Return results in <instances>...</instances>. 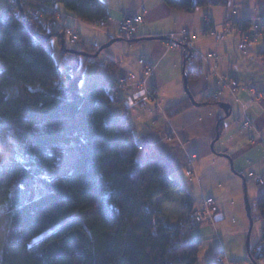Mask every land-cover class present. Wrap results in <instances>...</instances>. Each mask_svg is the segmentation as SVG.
<instances>
[{"label":"trees","instance_id":"obj_1","mask_svg":"<svg viewBox=\"0 0 264 264\" xmlns=\"http://www.w3.org/2000/svg\"><path fill=\"white\" fill-rule=\"evenodd\" d=\"M162 1L189 13L229 2ZM22 7L23 15L12 0H0V264H196L200 242L191 232L204 224L191 216L196 199L163 160L140 149L122 104L125 92L112 94L105 81L81 92L79 55L60 69L68 53L58 35L65 40L68 24L59 11L82 21L107 20V4L27 0ZM30 9L41 19H24ZM99 46L82 41L76 49L93 53ZM188 60L184 54L189 79ZM215 93L202 102H220ZM223 127L221 119L219 134ZM66 152L77 154L71 168L47 177ZM256 207L263 232L248 257L258 263L264 258V187Z\"/></svg>","mask_w":264,"mask_h":264},{"label":"crops","instance_id":"obj_2","mask_svg":"<svg viewBox=\"0 0 264 264\" xmlns=\"http://www.w3.org/2000/svg\"><path fill=\"white\" fill-rule=\"evenodd\" d=\"M116 1L104 0L107 4V31L115 32L125 14L137 13L142 16L143 22L138 27L136 38L195 31L201 28L206 21L219 24V22L228 19L264 15V12L260 11L261 0H229L225 6L199 7L191 13L169 8L162 0H122L119 5ZM216 7L222 9L215 10ZM198 10L200 11L197 12ZM213 11H218L217 16ZM77 26L79 28V25ZM232 37L230 44H220L215 48L195 46L201 52H215L221 56L218 62V71L212 72L207 68L208 75L203 77L202 71L205 64L197 59L189 58L188 60V67L190 60L195 62V65H192L189 70L194 74L191 92L194 100L200 103L198 106L190 102L183 86H181L182 81L179 79V74L174 75L166 66L164 68V64L168 61L173 66L181 64L183 68L184 54L186 55L184 50L181 48L167 49L164 39L130 41L136 45L130 47L139 49V57L151 58L156 64L151 84L158 106L145 104L131 107L128 109V114L129 111H135L134 115L130 116L129 114L132 124L136 130L144 129L142 135L137 131L144 150H148L152 157L163 160L170 172L185 184L195 199L198 197L197 205L204 197H214L218 205L216 216L221 220L230 213L228 206L235 204L236 215L242 224L239 230L242 232L244 218L238 197L234 196V193L238 194L240 184L234 175L241 179L240 175L249 177V172L261 173L264 176V72L262 73L264 70L262 68L264 66V57L262 56L264 55L262 54L264 43L257 50L253 44L242 51L237 48V37L234 35ZM108 38L109 35L104 33L103 39L91 43L101 45L107 42ZM253 58L262 67L252 63L251 59ZM109 60L114 61L115 65L119 64L117 68H121L118 72L103 74L104 70L103 73L97 74L98 66L91 62L93 69L96 66L94 69L96 78L92 79L90 85L102 81L108 84L112 83L121 72H130L135 76L140 73L141 67L138 60L131 62L111 57ZM231 80H235L239 86H256L263 92V98L251 103L243 110L240 101L246 102L250 97V92L238 88L235 91L238 95V97L235 96L237 104L230 103V115L225 117V112L219 108L218 103H203L202 100L206 95L222 90L223 94H220L218 100L228 102L231 96L227 85ZM176 105H180L178 110L175 112L170 110ZM221 119L224 124L222 133L219 134V138L211 148V142L216 137ZM246 120L249 121V125L244 126L243 123ZM151 121L156 122L155 126ZM171 132H173L172 141L164 140ZM221 153L225 156L220 155ZM191 157L194 160L190 165L187 163V159ZM228 158L231 159L232 167ZM190 167L193 172L188 175L186 171ZM237 172L242 174L239 175ZM219 220L215 218V222ZM214 225L212 226L215 227ZM220 251L225 258V255L229 256L230 254L224 247Z\"/></svg>","mask_w":264,"mask_h":264},{"label":"rangeland","instance_id":"obj_3","mask_svg":"<svg viewBox=\"0 0 264 264\" xmlns=\"http://www.w3.org/2000/svg\"><path fill=\"white\" fill-rule=\"evenodd\" d=\"M20 2L24 3L23 0H20ZM116 2H117V5H119L122 3V0H117ZM221 9H222L221 7H216L215 10H221ZM199 11L200 10H198L197 12H199ZM260 11L264 12V0H261ZM61 12H62V10H61ZM64 12L67 13L66 11H64ZM213 12L217 16L218 11H213ZM67 14L69 16H72L69 13H67ZM57 16L59 19L64 20L60 15H57ZM257 16H259V15H257ZM72 17H74V16H72ZM253 17H256V16H253ZM73 19H74V21L71 19L69 20L67 18L66 23L68 24V26H74L75 27V29L79 33L80 40H79V43L77 45H72L69 43L68 37L65 36V44L68 47H70V48L73 47L74 49H76V47H78L83 40L91 43L95 40H101L104 38V32L96 30V29L88 26V24H86V22L80 20L79 18L78 19L73 18ZM69 21H70V23H69ZM224 21H222V22H224ZM219 24H220V22H219ZM219 24L216 23V25H219ZM77 25H79L80 29L78 28ZM105 29H107V27ZM216 30L222 31L221 27H216ZM232 35L236 36L237 40H238V36L235 32L232 33L231 35L226 36L225 38L221 39L220 41H215L214 37H202L201 35H199V37H198V39L194 45L196 47L201 45V46L206 47V48H212V47L215 48L216 46H218L220 44H225V45L230 44V38L233 39ZM135 38H136V36L132 39H135ZM132 39H123V40L114 42L109 47L102 49L97 57L89 58V60L87 62H85L86 57L79 56V62L81 64V66L84 65L79 90L81 92H85L87 86L90 85L92 79L96 78V76H95L96 72L94 73V71H95L94 69L96 66H98L97 74L104 72V70L102 68L99 69V66L104 67L105 65H106L105 72L103 74H105V73L110 74L113 71L116 73L118 72V70L121 67L118 69L117 67H119V64L118 65H115V64L111 65L110 60H109L110 57L111 58H118L120 60L121 59L129 60L131 62L137 61L139 56H140V52H139V49H136V47H130V46H136L133 43H131L132 41L130 42V40H132ZM263 40L264 39L261 38L258 40L257 44H255V42H254L250 45L255 44L254 48L257 50L261 46V44L264 43ZM107 41H109V40H107ZM54 42H55V39H54ZM98 48L95 50V52L98 50ZM59 53H60V51L57 49L54 53L56 59L59 58V55H60ZM179 56H180V53H179ZM256 56H258V55H256ZM262 56L264 57V55H262ZM75 60H76L75 56H73L72 54H66L60 63V69L62 71H64L66 65L73 63ZM255 60L256 59L253 58V59H251V62L254 64H257L255 62ZM107 62H109L110 65ZM189 62H190L189 68L192 65H195L194 61L190 60ZM90 63L96 65L94 67V69L92 68ZM170 65H171V63L168 61L167 63L164 64V68L166 66V68L170 69L171 73L174 75L179 74V79L182 81V65L181 64H179L178 66H173V65L170 66ZM257 65L261 66L259 64H257ZM203 66H204L203 67L204 69L202 71V74L204 77V76L208 75V72H207L208 70H207V67L205 65H203ZM198 68H199V66H198ZM262 68L264 69V66ZM257 70H259V68H257ZM263 72H264V70L262 71V73ZM73 73H75V72H73ZM210 73L212 75V72H210ZM126 74H127V72H121L118 75L117 79L121 80ZM116 80H115V82H116ZM193 82H194V79L191 77L188 80V89H189L191 94H192L191 89H193V84H194ZM181 84H182L181 86H183V81L181 82ZM6 91L8 94H11V95L18 93L16 88H8ZM219 91H220L219 95L221 93L223 94L222 90H219ZM124 92H125V94H134L132 89H129V90L124 91ZM235 93H236L235 96L238 97L237 92H235ZM229 95L231 97L229 98L228 102L233 104V105L237 104L235 97H233L230 94V92H229ZM218 99H219V97L217 98V100ZM148 104H152V105L154 104L155 105V103H153V102H148ZM133 107H136V106H133ZM134 113H135V111H132V112L129 111L130 116L134 115ZM155 123L152 122V125L155 126ZM137 131L139 132L140 135H142L144 133V129L143 130H136V133L138 134ZM165 139L166 138H164V140ZM144 149H145L144 146H142L141 150H144ZM76 157H77V154L75 152L64 153L60 157V159L58 160L57 169L54 172L46 173L45 175L47 177H55V176L59 175L60 173L66 171L67 169L71 168V166L74 164ZM191 158H193V157H191ZM193 160H194V158H193ZM186 173H187V171H186ZM191 174H192V171H191ZM188 175H190V174H188ZM234 178H236L237 182L239 181V184H240L239 192L236 195L234 193V196L238 197V201H239L241 212H242V217L244 218V226H243L244 229L242 230V232L239 230V227H241L242 224H241L240 218L237 217V215H236L237 214V207L235 206V204H230L228 206L230 213L228 215H226L225 218H223V219H221L215 223L214 222L211 223L210 221H206V222H204V224H201V225L197 226L196 228H194V230L191 232V238L194 241L200 242L198 261L196 264H254L248 257V252H247V247H246V234L248 231L249 220H248V217L246 214L245 204H244V182L240 177H236V175H234ZM245 185H246V194H247L249 201H250L251 213H252V217H253V227H252V231L250 234V247H252L259 241V239L262 235V232H263V225H262V222H261V219L259 216L258 209L256 207L257 196H258V193L263 188V186L257 185L249 177H246ZM195 202H196V204H198V197H196ZM226 203L229 204V202H226ZM200 205H201V203L196 208H198ZM212 225H214L215 227H213ZM222 247L226 248V250L230 253L229 256L225 255L227 259L221 253L219 255L217 254L220 251V249H222ZM257 264H264V260H261Z\"/></svg>","mask_w":264,"mask_h":264},{"label":"built area","instance_id":"obj_4","mask_svg":"<svg viewBox=\"0 0 264 264\" xmlns=\"http://www.w3.org/2000/svg\"><path fill=\"white\" fill-rule=\"evenodd\" d=\"M26 1L27 0H23L24 3ZM58 15H60L62 18H68L69 20L71 19L73 21V18H77L74 15H72L74 17L69 16L64 11L61 12V10L59 11ZM263 16L264 15H259L252 18L228 19L219 25H216L211 21H207L201 28L195 31H184L180 33L167 34L164 38L165 46L167 49L181 48L186 52L188 58L200 60L207 66L209 71L216 72L221 56L215 52L204 53L196 49L194 44L199 35L202 37H214L216 41H220L221 39L235 32L238 36V49L245 50L250 44L261 38L264 39ZM24 19L32 21L40 20L41 15L37 10L30 9L28 14L24 16ZM84 22H86L88 26L108 34L109 37L132 39L136 36L138 27L143 22V18L137 13H127L121 19L115 32H108L107 29H105L107 27V20L104 17H99ZM216 27H221L222 31H217ZM65 36L68 37L70 44L77 45L79 43L80 36L74 26H68L65 28ZM138 63L141 67L140 73L138 75L139 77L131 73H127L121 80L117 79L116 82L114 81L109 83L108 89L112 92V94H120L121 92L127 91L129 89L133 90L134 94L125 95L122 103L125 108H131L146 102H154L156 103V106H158L155 91L151 84V78L154 75L156 64L153 59L144 56L139 57ZM227 87L233 97H235V91L238 88L242 90H248L250 92V97L246 102L240 101V105L243 110H245L251 103L263 98V92H261L254 85L239 86L235 80H231ZM219 92L220 91L215 93L216 99L220 96ZM235 99L237 98L235 97ZM243 125H249V121H244ZM172 139L173 132L166 136L167 141H172ZM187 163L191 165L193 163V158H188ZM187 174H191V170H187ZM248 176L257 185H264V176L261 173L249 172ZM217 212L218 205L215 198L204 197L201 201V205L192 211L191 216L194 219V223H202L206 221L213 223L215 221Z\"/></svg>","mask_w":264,"mask_h":264},{"label":"water","instance_id":"obj_5","mask_svg":"<svg viewBox=\"0 0 264 264\" xmlns=\"http://www.w3.org/2000/svg\"><path fill=\"white\" fill-rule=\"evenodd\" d=\"M12 1L17 5V8H18L19 12L23 15V7H22V3L20 2V0H12ZM58 37L61 38V40H62L61 41V47H60L62 52H65V53H68V54H73V55H79V56H83V57H89V58L97 57L102 49L109 47L111 44H113L116 41L123 40V39L118 38V37L112 38L109 41L101 44L96 52L87 53V52H84V51L76 50L74 48L66 47L65 46L64 36L62 34H59ZM164 38H165V36H149V37H144V38H135L134 42H138V41H141V40H163ZM182 81H183V88H184L185 92L187 93V96H188L190 102L193 105H196V106L200 105V103H198V102H196L194 100L193 95L190 93V91L188 89V75H187V71L185 69V66H183V68H182ZM218 106H219V108L221 110H223L225 112V117L230 115V111H231V104L230 103L225 102V101H220V102H218ZM218 138H219V132L217 130L216 137L211 142V148H213V144ZM220 155H224L225 156V154H222V153ZM228 159L230 160V166L232 167L231 159L230 158H228ZM241 177H242L243 182H244V204H245V210H246V214H247V217H248V220H249L248 231H247V234H246V247H247V252H248V250L250 248V234H251L252 227H253V217H252V213H251L250 201H249V198H248V196L246 194V185H245L244 176H241ZM215 218H216V220L220 219L217 216ZM253 263L257 264L255 262H253Z\"/></svg>","mask_w":264,"mask_h":264}]
</instances>
